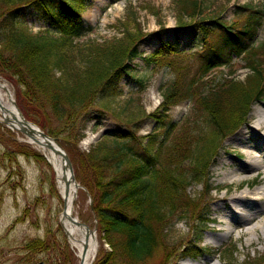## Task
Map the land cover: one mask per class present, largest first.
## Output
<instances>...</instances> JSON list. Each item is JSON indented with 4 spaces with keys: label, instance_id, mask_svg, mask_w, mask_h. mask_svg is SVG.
<instances>
[{
    "label": "trees",
    "instance_id": "obj_1",
    "mask_svg": "<svg viewBox=\"0 0 264 264\" xmlns=\"http://www.w3.org/2000/svg\"><path fill=\"white\" fill-rule=\"evenodd\" d=\"M85 1L0 0V76L13 83L15 102L26 120L61 145L84 137L73 133L79 121L92 118L94 104L104 113L105 102L114 97L120 77L130 68L128 62L138 57L136 44L141 38L136 34L112 44H97L93 53L81 56L80 65H75L76 57L70 53L74 42L93 30L84 26L80 16ZM175 1L179 16L203 15L202 0ZM25 6L48 24L44 34L32 35L23 28L19 18ZM235 15L237 22L229 25L217 21L208 28L198 21L204 45L196 53L184 55L177 45L165 42L145 58L153 67L174 68L181 60L196 64L192 76L187 75V63L178 65L173 70L177 76L164 93L166 106L176 99L197 104L201 119L195 127L175 125L164 114L168 108L162 106L160 117L148 115L157 123L153 134L139 137L132 129L126 134H105L86 153L89 178L83 185L92 196L90 207L100 243L93 264H154L155 258H161L156 264H178L171 233L193 207L187 188L196 182L204 185L205 193L210 192V168L223 140L243 126L253 102L264 99L260 61L264 41L255 44L264 28V11L248 4L238 7ZM234 60L244 61L252 73L247 82L205 81L215 69L232 67ZM21 145L23 154L30 153ZM6 156L8 151L3 153ZM59 249L47 231L45 238L25 242L22 263L67 264V245L60 249L62 259ZM222 257L225 261L227 255ZM252 262L244 264H264V256Z\"/></svg>",
    "mask_w": 264,
    "mask_h": 264
},
{
    "label": "rangeland",
    "instance_id": "obj_2",
    "mask_svg": "<svg viewBox=\"0 0 264 264\" xmlns=\"http://www.w3.org/2000/svg\"><path fill=\"white\" fill-rule=\"evenodd\" d=\"M176 3L175 0H86L80 10L84 26H91L93 30L74 42L75 46L70 50L71 55L74 54L76 57L72 58L76 60L77 66L80 65L78 63L81 56L93 53L97 44L104 42V44H112L136 34L141 38L136 44L138 57L128 62L130 68L120 77L114 97L108 98L109 101L105 102L104 113L99 110L101 107L98 104H94L91 107L92 118L86 123L83 122L84 119L80 120L81 124L73 132L76 135L81 132L84 137L70 139L67 144L63 142L64 146L59 144L69 158H72L73 176L80 186L76 194L73 215L91 230H96V239L98 232L90 207L92 196L88 188L83 185L89 178L87 165L84 164L86 153L95 148L105 134L118 132L126 134L132 130H136L133 132L139 137L153 134L158 130L157 123L148 115L156 114L160 117L161 112L164 111L162 106L168 108L164 114L175 125L190 123L187 125L190 127L197 121L199 123L201 119L199 117L201 113L197 110L198 106L194 101L176 99L175 104L166 106L164 97L167 88L177 76L173 70L176 71L178 65L187 63V75L192 76L196 64L181 60L176 62V66L171 67L172 69L168 66L153 67L146 64L145 58L159 49L160 43L165 42L177 45L179 51L183 53L199 49L201 31L196 24L198 21L208 28L217 21L226 25L236 23L238 18L235 14L238 7L248 4H253L264 11V0H202L203 15L189 18L186 15L179 16ZM19 19L23 28L32 35L44 34L47 30L48 24L29 7L25 6ZM179 20L182 22L181 26ZM211 38L214 39L215 34ZM255 40L256 45L264 41V28H260ZM260 61L264 64V57H261ZM236 65L234 64L230 69L215 70L205 81L217 82L223 79L229 81L232 78L229 76L230 72H233L235 73L233 79L237 82H247L252 73L244 69L236 71ZM0 79L6 84L15 101L13 83L1 76ZM137 80L141 82L138 83ZM261 105H264V99L260 103L254 101L243 126L229 133L223 140L216 160L210 168L208 183L210 192L205 193L204 185L196 182L187 188L186 194L196 210L191 213L193 210L191 206L192 210L189 209L185 215L186 219L177 221L172 230L171 242L173 249L175 248L174 253L177 252L179 256L178 264L204 262V264H244L250 261L257 262L264 256V238L257 241L254 235L239 236L238 234L243 228L255 223L260 227L261 233L264 231V203L259 204L255 209L257 212L253 216L252 223L247 219H235L229 211V207L233 204L242 207L241 205L247 203V201L233 203L230 199L242 192L256 191L261 187V172H256L252 180L242 181L238 188L229 183L228 179L222 182V177L219 175L222 170H235L247 160L246 157L241 156L242 148L228 140L238 131L254 124L253 109ZM16 106L21 113L18 105ZM80 127H83L82 131ZM26 141L25 136L18 131L8 129L0 120V264H23L25 254L21 253V249L25 242L29 239H43L47 231H50L51 238L55 241V249L63 250L64 244L67 245L71 252L66 256L67 264H79L76 252L60 225L62 198L58 194L52 169L46 160L42 159L36 146L29 145ZM21 144L27 146V151L32 153L23 154ZM5 151H8L9 156L3 157ZM251 152L247 154L254 153ZM263 159L264 157L261 160ZM227 163L230 164L226 165ZM248 182L250 186L247 188ZM248 202L251 203L250 200ZM223 228H227L229 233L221 231ZM98 241L99 239H97V252L93 263L99 251ZM60 249L58 255L59 259H62ZM208 250L210 253L207 252ZM229 251H233V255H230ZM224 255H227V258L222 261ZM160 259L155 258L154 264Z\"/></svg>",
    "mask_w": 264,
    "mask_h": 264
},
{
    "label": "bare ground",
    "instance_id": "obj_3",
    "mask_svg": "<svg viewBox=\"0 0 264 264\" xmlns=\"http://www.w3.org/2000/svg\"><path fill=\"white\" fill-rule=\"evenodd\" d=\"M252 114L255 118L254 124L238 131L228 142L234 143V145L241 147L246 152L253 150V148H258L259 152L251 154L249 158L245 160L242 165L236 167L235 170H222L219 174L222 177V182L228 179L229 183L234 184L235 187L238 188L242 181L252 180L258 172H261L260 177L262 179H260V182L262 185L260 188L256 191L249 190L242 192L235 198L233 197L230 199L233 203L237 201H243L245 203L247 201V203L241 205L242 207L233 204V206L229 207V211H231V216L233 215L235 219H247L249 223H252L253 216L257 212L255 209L259 204L264 203V159L261 160L262 157H264V105L255 106ZM0 120L3 121L8 129L13 131H18V129L23 126V118L17 107L12 103V94H10L8 87L1 79ZM26 143L36 146V149L45 157L46 162L51 167L53 177H55V185L58 194L60 198H62V211L59 216L61 228L64 230L70 244L75 250L79 264H91L97 252V239L95 234L91 232L87 234L84 227L77 225L76 221L79 220L73 215L76 194L80 186L76 184L77 182L75 183L72 181L71 176H69V171L66 166L63 165L60 156L54 155L50 149H47L42 139L39 144L29 139H27ZM50 144L52 145V143ZM221 163L222 161L219 162V164ZM229 164L230 163H227L226 165ZM249 186L250 182H248L247 188ZM248 200H250L251 203L248 202ZM259 229L260 227L255 223L243 228L238 234L239 236L240 234L246 236L254 235L256 240L259 241L264 238V231L261 233ZM221 231L229 233L227 228H223Z\"/></svg>",
    "mask_w": 264,
    "mask_h": 264
},
{
    "label": "water",
    "instance_id": "obj_4",
    "mask_svg": "<svg viewBox=\"0 0 264 264\" xmlns=\"http://www.w3.org/2000/svg\"><path fill=\"white\" fill-rule=\"evenodd\" d=\"M12 103L15 105V107H17L16 104L14 103V100H12ZM21 116L23 118V126H21L20 129H18V132L26 136L30 141L32 140L33 142L38 143V144L40 143L42 139L47 149H50L54 155L60 156L63 162V165L66 166V168L69 171V176H71L72 181L76 183L75 176H73V167L71 165L69 156L66 154L65 150L62 149V147L58 144L56 139L53 137L52 138L49 137L47 134H44L34 124L27 122L24 119L22 114ZM50 143H52V145ZM76 224L84 227V229H86L87 234L88 232L89 233L91 232L92 234H95L96 232V230H91L90 228H88L85 224L81 223L80 221H76Z\"/></svg>",
    "mask_w": 264,
    "mask_h": 264
}]
</instances>
